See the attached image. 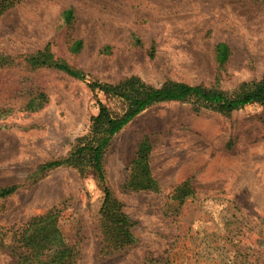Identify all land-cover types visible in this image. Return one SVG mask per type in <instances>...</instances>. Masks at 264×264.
Wrapping results in <instances>:
<instances>
[{
    "label": "rangeland",
    "instance_id": "rangeland-1",
    "mask_svg": "<svg viewBox=\"0 0 264 264\" xmlns=\"http://www.w3.org/2000/svg\"><path fill=\"white\" fill-rule=\"evenodd\" d=\"M2 7L0 188L17 186L0 198L5 242L54 210L76 264H264V105L226 114L194 99L163 102L114 135L105 184L135 222L136 238L121 252L103 242L105 187L94 169H41L93 138L99 102L113 117L126 112V100L94 82L137 77L160 88L179 81L233 96L264 79V0H0ZM77 40L82 48L74 52ZM220 42L230 48L223 67L214 57ZM41 54L86 78L33 65ZM39 94L46 105L26 110ZM143 141L159 191L125 188ZM0 264H17L1 244Z\"/></svg>",
    "mask_w": 264,
    "mask_h": 264
},
{
    "label": "trees",
    "instance_id": "trees-1",
    "mask_svg": "<svg viewBox=\"0 0 264 264\" xmlns=\"http://www.w3.org/2000/svg\"><path fill=\"white\" fill-rule=\"evenodd\" d=\"M4 7V6H3ZM1 8L0 13L4 8ZM67 21L74 18L72 9L64 12ZM82 48V41L77 40L72 46L74 52ZM230 56V48L225 42L215 46V61L223 67ZM49 54H41L39 58L31 59L33 65L38 67H53L66 72L72 77L85 79L83 71L76 70L64 63L51 60ZM92 88H99L107 94L119 96L127 101L128 108L120 117H113L107 107L99 102V114L94 120V136L81 143L65 160H54L42 166V170H51L65 163H70L80 171L92 167L104 184L105 198L101 208V231L103 242L109 252H121L136 241L133 233L135 222L122 211L120 202L112 198L111 190L106 186L104 171V153L116 133L121 131L130 121L148 107L173 101H187L194 99L203 106L216 111L229 114L246 105L258 103L264 105V79L253 83H244L239 92L233 96L216 89L201 85H191L174 81L155 88L147 85L137 77L128 78L117 85L94 82ZM47 97L39 94L32 97L25 105L26 110L36 111L42 109L47 103ZM150 146L143 141L138 148L137 156L133 160L130 174L125 183L126 189L136 191H159V183L154 178L149 164ZM17 186L0 188V198L13 194ZM58 217L54 210L35 217L13 234V242H5L10 230L0 227V244L11 250L17 264H76L77 252L73 246L65 243L57 227ZM144 264L159 263L154 259H147Z\"/></svg>",
    "mask_w": 264,
    "mask_h": 264
}]
</instances>
